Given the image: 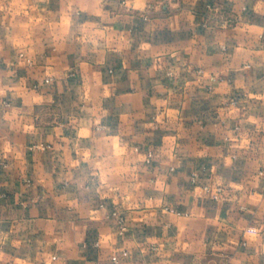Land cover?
<instances>
[{"label":"crops","instance_id":"1","mask_svg":"<svg viewBox=\"0 0 264 264\" xmlns=\"http://www.w3.org/2000/svg\"><path fill=\"white\" fill-rule=\"evenodd\" d=\"M0 264H264V0H0Z\"/></svg>","mask_w":264,"mask_h":264},{"label":"built area","instance_id":"2","mask_svg":"<svg viewBox=\"0 0 264 264\" xmlns=\"http://www.w3.org/2000/svg\"><path fill=\"white\" fill-rule=\"evenodd\" d=\"M48 82L50 81V79L49 80H47ZM219 192H221V189H219ZM214 198L215 199H219V195H215L214 196ZM248 232H250V233H256L257 231L255 230V229H248Z\"/></svg>","mask_w":264,"mask_h":264}]
</instances>
